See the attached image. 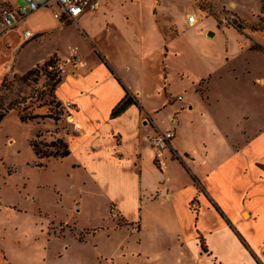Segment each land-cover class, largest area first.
<instances>
[{
  "label": "crops",
  "instance_id": "0c3cea01",
  "mask_svg": "<svg viewBox=\"0 0 264 264\" xmlns=\"http://www.w3.org/2000/svg\"><path fill=\"white\" fill-rule=\"evenodd\" d=\"M208 1L215 9L224 6ZM13 3L0 0V8ZM53 10L40 8L23 24L0 29V82L14 67L17 52L34 39L57 41L32 67L57 58L69 70L54 90L57 101L71 102L66 115L72 133L61 136L69 154L39 160L46 173L41 184L51 189L49 201L55 207L49 213L36 204L37 218L51 216L88 232L115 230L113 218L119 216L135 233L129 237H138L134 247L148 250L147 259L153 254L167 259L174 252L179 257L173 264H187L188 255L190 264L199 252L211 264H230L226 251L235 264L240 253L250 264H264L263 138L249 139L240 148L231 147L223 135L197 141L193 122L177 119L172 125L170 109L168 123L161 117L175 104L167 103L173 87L197 92L198 84L236 55L228 52L227 35L213 16L210 22L189 24V14L198 17L195 0H96L69 24L54 19ZM25 30L33 36L25 39ZM65 42L82 43L86 56L62 55ZM125 96L132 103L110 117ZM193 98L188 109H173L179 117L195 108ZM156 129L174 130L170 150L150 147L148 138ZM2 248L0 264H23Z\"/></svg>",
  "mask_w": 264,
  "mask_h": 264
},
{
  "label": "rangeland",
  "instance_id": "374dc122",
  "mask_svg": "<svg viewBox=\"0 0 264 264\" xmlns=\"http://www.w3.org/2000/svg\"><path fill=\"white\" fill-rule=\"evenodd\" d=\"M217 1L224 6L215 9L208 0H195L194 13L198 21L213 16L215 26L227 35L228 52L236 55L228 63L221 64L212 78L198 84L197 92L184 91L179 85L173 87L167 103L175 104L162 111L161 117L168 123L170 109L172 125H176L177 119L193 122L197 141L223 135L231 147L240 148L257 136L264 140V0ZM206 20L210 22L209 18ZM56 41L50 38L40 44L34 39L24 45L17 52L14 67L9 68L10 73L0 82V115H4L0 121V246L23 264H41L43 260V264H173L179 257L174 252L161 260L154 254L147 259L146 248L139 252L134 247L138 237H129L133 231L119 216H113L115 230L97 228L88 232L56 223L51 216L48 220L37 218L36 204L46 207L49 213L55 206L49 201L51 189L41 184L45 179V167L34 159L29 145L34 143L46 154L60 153L66 144L63 137L72 133L66 115L69 107L62 109L60 105L64 102L55 99V85L61 81L59 72L60 80L53 86V67H43L44 63L32 67L53 50ZM87 52L88 48L82 43L77 46L65 42L61 49L62 55L75 54L80 58ZM56 59L51 61L52 66L67 68L64 62ZM31 69L36 71L22 80L21 76ZM67 92L64 90V95ZM177 95L184 101L173 98ZM193 96H196L195 108L179 117V112L173 109H188L189 101H194ZM189 128L184 124V134L189 133ZM260 149L264 154V142ZM48 175L46 178L51 176ZM132 228L135 230V226ZM122 240L123 248L118 249ZM225 254L228 262L235 264L226 251ZM200 257L199 252L193 255L190 264H211ZM186 258L188 264L189 255ZM235 259L238 264H250L241 253L235 254Z\"/></svg>",
  "mask_w": 264,
  "mask_h": 264
},
{
  "label": "built area",
  "instance_id": "2783aa9c",
  "mask_svg": "<svg viewBox=\"0 0 264 264\" xmlns=\"http://www.w3.org/2000/svg\"><path fill=\"white\" fill-rule=\"evenodd\" d=\"M13 4H8L0 8V29H10L18 24H23L28 16L40 8L54 7L52 15L54 19L60 22H74L75 19L83 12L90 9L96 0H13ZM132 1V0H130ZM189 24H193L197 20L195 14L188 15ZM33 34L29 30L23 32V37L28 39ZM80 60L79 57L73 59L72 63ZM69 73L67 68H60L59 74L61 79ZM181 97L178 96V100ZM61 108L71 107V102L61 103ZM66 112V111H65ZM67 114V113H66ZM175 136L174 130L156 129L149 136L148 141L151 148L156 151L170 150L172 148V140Z\"/></svg>",
  "mask_w": 264,
  "mask_h": 264
},
{
  "label": "trees",
  "instance_id": "16d2710c",
  "mask_svg": "<svg viewBox=\"0 0 264 264\" xmlns=\"http://www.w3.org/2000/svg\"><path fill=\"white\" fill-rule=\"evenodd\" d=\"M52 60H49L47 62H45L43 64V67L45 66H49V68H52L54 70V75L52 76V80H54L53 82V86L59 82V77H58V72H59V69L58 68H55L54 66H52ZM54 63V62H53ZM36 71L35 70H28L23 76H21L22 80H25L27 78H29L34 72ZM56 72V73H55ZM56 76V79H54ZM56 87V85H55ZM132 103L131 99L128 97V96H125L111 111L110 113V117H116L118 116L119 114H121L130 104ZM4 118V115H0V121ZM34 118V117H33ZM21 121H23L22 117L20 118ZM30 146L32 147V150L34 152V155L35 157L38 159V160H43V159H50V158H54V159H62V158H65L66 156H68L69 154V151H68V147L66 144L63 145V150L58 153H54V154H46L47 152H43L39 149H37L36 145L34 143H31Z\"/></svg>",
  "mask_w": 264,
  "mask_h": 264
},
{
  "label": "water",
  "instance_id": "95a60500",
  "mask_svg": "<svg viewBox=\"0 0 264 264\" xmlns=\"http://www.w3.org/2000/svg\"><path fill=\"white\" fill-rule=\"evenodd\" d=\"M212 34H213L212 32H208V33H207V36L210 37Z\"/></svg>",
  "mask_w": 264,
  "mask_h": 264
},
{
  "label": "bare ground",
  "instance_id": "6f19581e",
  "mask_svg": "<svg viewBox=\"0 0 264 264\" xmlns=\"http://www.w3.org/2000/svg\"><path fill=\"white\" fill-rule=\"evenodd\" d=\"M195 23H197V20L193 24H191V25H194ZM245 216L247 217V214L246 213H245Z\"/></svg>",
  "mask_w": 264,
  "mask_h": 264
}]
</instances>
